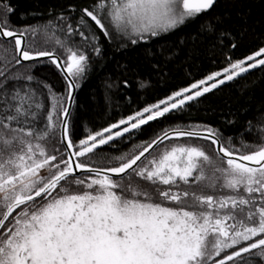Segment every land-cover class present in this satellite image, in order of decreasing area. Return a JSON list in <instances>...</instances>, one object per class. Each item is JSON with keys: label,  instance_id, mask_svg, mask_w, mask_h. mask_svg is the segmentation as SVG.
<instances>
[{"label": "snow or ice", "instance_id": "6c2138e0", "mask_svg": "<svg viewBox=\"0 0 264 264\" xmlns=\"http://www.w3.org/2000/svg\"><path fill=\"white\" fill-rule=\"evenodd\" d=\"M215 3L110 0L106 4V0H98L93 10L83 9L79 24H86L88 17L105 37L112 38L102 22L107 19L117 34L135 45L195 20ZM0 11V37L14 39L15 63L47 58L67 83L66 96H62L43 81L36 88L27 87L23 94L20 89L7 91L0 82V129L7 130L0 133V264H255L264 259V144L247 152L251 145L241 141L240 148H234L229 137L226 146L218 130H201L197 125L162 132L138 154L114 157L118 166L93 167L78 159L182 110L187 102L249 69L264 66V59H258L264 55V47L89 133L76 144L71 139L70 107L65 102L71 104L88 57L71 47L65 49V60L53 52L26 50L25 31L9 27L11 8ZM28 30L35 35V28ZM73 31L69 25V34ZM80 36L85 33L81 31ZM96 39L90 34L88 46ZM57 44L63 46L59 40ZM94 51L99 54L100 48L94 47ZM26 79L35 78L29 75ZM41 89L47 90L51 104L46 117L41 111L44 104L34 99ZM40 119L45 124L37 129ZM13 122L18 126L12 127ZM57 130L63 151L56 148L59 155L49 154L42 141L54 137ZM184 137L217 146L219 163L202 146L182 143L166 146L146 164L138 165L150 149ZM44 169L47 176L41 175ZM141 180L146 183H139ZM161 186L166 187L161 190ZM193 187L200 193L188 190ZM206 191L220 194L203 195ZM234 247L237 250L218 258Z\"/></svg>", "mask_w": 264, "mask_h": 264}, {"label": "trees", "instance_id": "16d2710c", "mask_svg": "<svg viewBox=\"0 0 264 264\" xmlns=\"http://www.w3.org/2000/svg\"><path fill=\"white\" fill-rule=\"evenodd\" d=\"M97 2L0 0V10L5 6L12 10L8 13L9 27L17 32L25 31L26 50L53 52L65 60V49L71 47L88 57L85 74L76 81L78 87L72 106L76 108V113L74 111L71 114L70 110L68 117L71 139L76 144L89 133L117 123L209 73L224 68L228 63L264 47V0H216L209 11L195 20L158 36L139 40L135 45L115 30L112 31V38L105 37L88 17H85L86 24H79L83 9L93 10ZM109 2L106 0V4ZM2 16L3 12L0 11V18ZM102 22L106 25L107 19ZM69 25L74 30L72 34L68 32ZM30 28L36 29L35 35L28 30ZM81 31L85 33L84 37L80 36ZM90 34L97 37L91 41V47L88 46ZM57 40L62 42V47L57 44ZM94 47L100 48L99 54L94 51ZM15 59L14 39L0 40V72L5 74L0 76V82L4 83L7 91L20 89L23 94L27 87L36 88L37 82L43 81L52 85L58 95L66 96L67 83L48 63L47 58L28 63L21 61L20 64H16ZM29 75L35 79L27 81ZM17 76L20 79H6ZM41 92L44 94L41 95ZM34 99L44 104L41 111L46 117L51 107L47 90L41 89ZM65 106H68L67 102ZM44 124L45 120L40 119L35 126L42 129ZM197 125L201 130L204 127L218 130L226 146L229 137L233 138L231 146L234 148H240L241 141L251 145L247 152L255 151L257 146L264 144V66L249 69L197 100L187 102L182 110L149 122L147 126H142V130L125 133L122 138L118 137L110 144L100 146L89 156L78 159L93 167L118 166L114 157L124 155L127 158L138 154L154 135L173 127ZM11 126L18 125L13 122ZM6 131L0 129V133ZM42 143L49 154L59 155L55 152L56 148L63 151L59 130L54 137L50 136ZM182 143L202 146L219 163L217 146L203 139L184 137L155 146L138 161V165L146 164V159L157 156L164 147ZM64 158H68L67 153H64ZM208 173L211 174V169H208ZM76 174L87 175L81 172ZM41 175L47 176V169L42 170ZM139 183L146 182L141 180ZM164 187L161 186V190ZM188 190L200 193L196 187ZM202 194L220 193L206 191ZM255 264H264V259H257Z\"/></svg>", "mask_w": 264, "mask_h": 264}, {"label": "rangeland", "instance_id": "374dc122", "mask_svg": "<svg viewBox=\"0 0 264 264\" xmlns=\"http://www.w3.org/2000/svg\"><path fill=\"white\" fill-rule=\"evenodd\" d=\"M1 5V4H0ZM106 27L108 28V30L110 31V32H112V31H114L115 29H114V26H112V25H110L109 24V21L107 20V23H106ZM0 40H3V41H7V39H3V38H0ZM259 50V49H258ZM257 50V51H258ZM256 52V51H255ZM254 53V52H253ZM252 54V53H251ZM251 54H249V55H251ZM248 56V55H247ZM247 56H245V57H247ZM245 57H243V58H240V59H237V60H241V59H244ZM258 59H264V55H262L261 57H259ZM237 60H234V61H232V62H235V61H237ZM26 62V61H25ZM254 62V61H253ZM27 63V62H26ZM231 63V62H230ZM230 63H228L225 67H228L229 66V64ZM224 67V68H225ZM223 68H221V69H219V70H215V71H213V72H217V71H221ZM213 72H211V73H213ZM211 73H209L208 75H210ZM208 75H206V76H208ZM206 76H204L203 78H205ZM203 78H200V79H198V80H201V79H203ZM220 78H223L222 76L220 77ZM198 80H196V81H198ZM196 81H194V82H196ZM194 82H192V83H194ZM191 83V84H192ZM191 84H189V85H191ZM189 85H187V86H184V87H188ZM184 87H182V88H184ZM181 89V88H180ZM180 89H178V90H180ZM178 90H176V91H178ZM175 92V91H174ZM172 94V93H171ZM170 94V95H171ZM169 95V96H170ZM168 97V96H167ZM166 97H164V98H162V99H165ZM162 99H160V100H162ZM160 100H158V101H160ZM157 101V102H158ZM156 102V103H157ZM156 103H154V104H156ZM152 105V104H151ZM142 110V109H141ZM74 111H75V113H76V108L74 109V107H72V109H71V114H73L74 113ZM133 115V114H132ZM121 127H124V126H121ZM117 129H113V131H116ZM57 133H58V130L56 131ZM71 133V132H70ZM157 135H154L153 137H151L149 140H148V143H150L151 142V140L152 139H154L155 137H156ZM71 138H72V133H71ZM147 154V153H146ZM145 154V155H146ZM90 155V154H89ZM88 155V156H89ZM147 161H148V159H146ZM145 161V159L142 161V163ZM236 247H234L233 248V250L235 249ZM232 249H228V250H226L224 253H222L221 254V257H219V258H222V256L223 255H226V254H229L231 251H233ZM218 259V258H217Z\"/></svg>", "mask_w": 264, "mask_h": 264}, {"label": "water", "instance_id": "95a60500", "mask_svg": "<svg viewBox=\"0 0 264 264\" xmlns=\"http://www.w3.org/2000/svg\"><path fill=\"white\" fill-rule=\"evenodd\" d=\"M5 39H12V38H5ZM24 41L26 42V37L24 36ZM25 46V45H24ZM55 56H57V57H59L57 54H55ZM60 58V57H59ZM61 59V58H60ZM62 60V59H61ZM75 92H76V88L74 89V91H73V97H74V95H75ZM68 106L70 107V110H71V108H72V106H73V100H72V102H71V104L69 105L68 104ZM151 150V149H150ZM149 150V151H150ZM77 173H80V172H77Z\"/></svg>", "mask_w": 264, "mask_h": 264}, {"label": "bare ground", "instance_id": "6f19581e", "mask_svg": "<svg viewBox=\"0 0 264 264\" xmlns=\"http://www.w3.org/2000/svg\"><path fill=\"white\" fill-rule=\"evenodd\" d=\"M23 62H25V61H23ZM26 62L28 63V62H30V61H26ZM26 62H25V63H26ZM76 92H77V87H76ZM76 92H75V94H76ZM74 96H75V95H74Z\"/></svg>", "mask_w": 264, "mask_h": 264}]
</instances>
